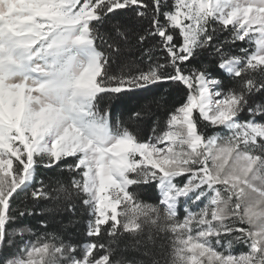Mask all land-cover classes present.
I'll return each mask as SVG.
<instances>
[{"label":"snow or ice","instance_id":"6c2138e0","mask_svg":"<svg viewBox=\"0 0 264 264\" xmlns=\"http://www.w3.org/2000/svg\"><path fill=\"white\" fill-rule=\"evenodd\" d=\"M0 264H264V0H0Z\"/></svg>","mask_w":264,"mask_h":264},{"label":"trees","instance_id":"16d2710c","mask_svg":"<svg viewBox=\"0 0 264 264\" xmlns=\"http://www.w3.org/2000/svg\"><path fill=\"white\" fill-rule=\"evenodd\" d=\"M135 101H133V103H134Z\"/></svg>","mask_w":264,"mask_h":264}]
</instances>
